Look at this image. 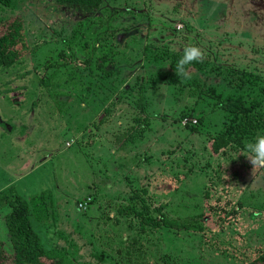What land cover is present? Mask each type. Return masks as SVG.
I'll return each mask as SVG.
<instances>
[{"label": "rangeland", "instance_id": "1", "mask_svg": "<svg viewBox=\"0 0 264 264\" xmlns=\"http://www.w3.org/2000/svg\"><path fill=\"white\" fill-rule=\"evenodd\" d=\"M14 16L24 19L31 51L0 74V188L13 181L26 199L47 190L48 205L39 199L36 209L39 216L40 207L49 209L51 216L34 224L48 246L66 245L62 234L77 245L81 261L97 264V255L106 253L102 264H128L116 253L122 239L135 257L132 264H234L226 256L231 242L238 249L241 237L246 246L263 241L253 233L264 236V143L254 152L263 161L260 174L242 183L255 194L248 205L257 209L246 212L240 225L204 238L146 231L138 215L120 216L118 209L139 193L138 212L143 203L168 202L170 219L182 222L195 221L203 210L207 170L215 161L209 142L224 121L217 96L237 93L228 82L241 84L245 72L264 77V0H104L90 16L55 0L0 5V20ZM97 18L112 20L109 33L119 57L106 66L111 77L96 69L101 53L90 56L84 49L85 43L93 47L94 28L87 24ZM174 53L198 59L201 68H190L172 85ZM39 80L49 86H37ZM197 82L207 89L201 97L194 95ZM191 110L194 116L185 118ZM139 117L148 121L144 135L118 144L116 135ZM86 196L93 202L81 209L78 201ZM6 212L0 210V242L11 250ZM210 225L218 229L214 221ZM128 227L136 231L131 237ZM136 234L144 239L145 255L136 256L130 244Z\"/></svg>", "mask_w": 264, "mask_h": 264}, {"label": "trees", "instance_id": "2", "mask_svg": "<svg viewBox=\"0 0 264 264\" xmlns=\"http://www.w3.org/2000/svg\"><path fill=\"white\" fill-rule=\"evenodd\" d=\"M55 1L59 7L74 9L83 16L97 13L104 3V0ZM14 2L15 0H0V5L10 8L14 5ZM89 21L90 23L87 25H89V28H94L95 40L93 47L89 48L85 43L84 49L88 47L90 56L95 55L97 51L101 53L97 57L96 69L99 72H103L106 70V66H115L119 57V52L115 49V34L109 33L112 20L106 21L97 18ZM80 26L83 27L80 24L78 30H80ZM82 37L86 36L83 35ZM30 51L24 19L21 16L1 19L0 74L24 62L25 55ZM170 58L172 72L169 76V83L172 85L178 84L183 78L184 72L190 68L196 70L201 68V62L198 59L186 57L183 53H174ZM58 70L56 68L54 74ZM105 74L106 77L113 75L109 71H105ZM242 80L245 81L241 82V84H236L232 81L228 82L232 88L239 90L237 93L233 95L228 93L223 95L221 93L217 96V98L222 100L220 107L224 112L223 128L213 135L209 142L210 155L215 161L211 164L212 166L209 165L210 169L207 170V181L201 196L203 210L195 216L196 220L180 222L170 219L168 202L162 205H160L162 202L154 201L150 205L143 203V208L140 210L142 212H138L135 201L141 197L139 193L130 197V205L119 207L118 213L120 216L138 215L142 223L141 228L146 231L147 228L155 232L168 229L176 232L194 233V235H202L204 238L207 233H216L233 225H240L241 219L246 212L257 209L248 205V200L250 198L254 199L255 194L245 191L242 183L248 175L258 176L262 169L263 161L256 157L254 152L260 149L258 148L260 144L264 143V77L249 75L245 72ZM72 83L75 84L74 81ZM42 84L49 86L47 82H41L40 84V80L37 86ZM197 88L194 93L196 97H201L207 91L205 86L200 87L199 83ZM61 94L64 93H55V97ZM57 103L60 107L63 106L62 103ZM137 104L138 107L143 106L140 100L137 101ZM193 116L194 112L192 110L184 115L185 118L188 117L189 119ZM146 119V117H139L137 119L139 123L136 126L130 127L116 135V142L122 145L135 143L138 138L144 135L145 126L142 127V124H148ZM189 127L191 130H197L196 126L191 125ZM44 191L40 193V196H33L31 199L21 196L14 185L0 191V210L7 209L5 224L11 246V250H6L2 242H0V264H93L78 259V247L67 236L60 234V239L66 245H60L59 243L48 246L46 244L41 232L36 229L34 224L37 221L46 223L51 216L49 209L43 212L41 207L40 216L37 214L36 208L39 205V199L40 206L48 205ZM144 192L147 191L144 190ZM87 198H90L89 202H93L90 196H86L78 203ZM150 207H153V211L156 212L155 215L152 214ZM205 218L207 222H205ZM119 221L120 219H117L116 223H119ZM213 221L218 224V229L210 225ZM128 225L133 227L132 224ZM130 227L128 228L131 229ZM239 232L241 234L243 230L239 229ZM135 233V229L132 228L130 234L126 235V237H131ZM253 234L263 240L255 247L246 246L240 235L236 236L242 241L238 249L232 242L229 244L231 254H226V256L234 260V264H264V236L262 233H258L256 229ZM245 240L247 239L245 238ZM120 242L121 244L116 253L125 259L128 264H132L136 261L135 257L122 239ZM143 242L144 239L139 234H136L131 239L130 244L133 245L136 256L141 251L145 255ZM244 252L245 255L242 257ZM129 254L131 257L128 256ZM106 256V253L97 255V264L106 262ZM162 264L168 263L164 260ZM173 264L188 263L177 261ZM190 264L197 263L191 261Z\"/></svg>", "mask_w": 264, "mask_h": 264}, {"label": "built area", "instance_id": "3", "mask_svg": "<svg viewBox=\"0 0 264 264\" xmlns=\"http://www.w3.org/2000/svg\"><path fill=\"white\" fill-rule=\"evenodd\" d=\"M89 201H90V198H87L86 200L79 203V208L85 209L87 207Z\"/></svg>", "mask_w": 264, "mask_h": 264}, {"label": "crops", "instance_id": "4", "mask_svg": "<svg viewBox=\"0 0 264 264\" xmlns=\"http://www.w3.org/2000/svg\"><path fill=\"white\" fill-rule=\"evenodd\" d=\"M20 181V180H19ZM13 182V181H12ZM12 182H10V183H12ZM10 183H7V184H5L4 186H1V188H0V191L1 190H4V189H6V188H8V187H10V186H12V185H14V184H10Z\"/></svg>", "mask_w": 264, "mask_h": 264}]
</instances>
